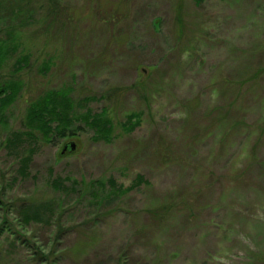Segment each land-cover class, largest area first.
<instances>
[{
  "label": "rangeland",
  "instance_id": "1",
  "mask_svg": "<svg viewBox=\"0 0 264 264\" xmlns=\"http://www.w3.org/2000/svg\"><path fill=\"white\" fill-rule=\"evenodd\" d=\"M0 49V83H21L0 111V264H31L23 242L59 264H264V0H0ZM64 89L106 140L28 130Z\"/></svg>",
  "mask_w": 264,
  "mask_h": 264
},
{
  "label": "trees",
  "instance_id": "2",
  "mask_svg": "<svg viewBox=\"0 0 264 264\" xmlns=\"http://www.w3.org/2000/svg\"><path fill=\"white\" fill-rule=\"evenodd\" d=\"M2 50L0 49V58H2ZM28 58L26 56L16 61L15 66L17 69L22 70L27 64ZM25 62V63H24ZM1 65V61H0ZM19 81L16 82H3L0 83V111L3 112L11 103L17 99L20 95ZM88 98H83L82 101H86ZM73 100L69 96L66 89L64 90H50L45 92L43 95L37 97L32 101L26 110V125L28 130L39 133L43 139L52 141L55 137L60 139L71 136L79 127L73 129L72 125L75 122H83L85 125L93 129L99 139L106 140L111 133L109 122L104 119V113L100 114H89L88 111L82 115H78L73 110ZM104 119V120H103ZM137 119L136 115H129L128 121ZM3 121V120H2ZM135 121V120H134ZM136 121L134 124L129 126V129L136 127ZM125 124V123H124ZM124 126V125H123ZM30 137V133H27ZM60 156V155H59ZM26 164H23L19 171L22 175H25ZM54 181V180H53ZM137 181L142 182V177L137 176ZM76 182H72L74 188ZM72 188V189H73ZM102 188V186H100ZM51 216V207L46 204L41 205H26L19 209L18 216L24 224L29 222H39L42 216ZM54 217V215H53ZM58 229L61 227L58 225ZM8 231L4 224L0 228V234ZM59 243V242H57ZM31 264H59L62 256V250L59 246L52 244L51 248L47 247H36L34 243L31 245L28 242H23Z\"/></svg>",
  "mask_w": 264,
  "mask_h": 264
},
{
  "label": "water",
  "instance_id": "3",
  "mask_svg": "<svg viewBox=\"0 0 264 264\" xmlns=\"http://www.w3.org/2000/svg\"><path fill=\"white\" fill-rule=\"evenodd\" d=\"M75 145L74 144H68V145H65L61 151V155L64 154L67 150L68 151H72L74 149Z\"/></svg>",
  "mask_w": 264,
  "mask_h": 264
}]
</instances>
